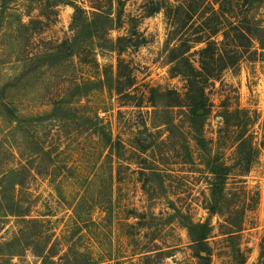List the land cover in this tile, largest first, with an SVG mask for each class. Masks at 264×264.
Masks as SVG:
<instances>
[{"label": "rangeland", "instance_id": "374dc122", "mask_svg": "<svg viewBox=\"0 0 264 264\" xmlns=\"http://www.w3.org/2000/svg\"><path fill=\"white\" fill-rule=\"evenodd\" d=\"M91 1L0 0V192L14 189L18 203L29 208L25 219L44 222L25 226L0 211V264H42L37 254L52 235L62 242L55 250L72 241L102 264H145L143 255L156 264H199L176 211L193 222L210 220L209 264H264V149L260 170L250 178L260 190L258 209L243 232L222 236L220 220L204 210L206 156L228 155L215 143L219 112H256L264 138V59L243 62L206 86L211 115L203 136L212 143L203 147L185 117L166 127L168 118L153 114V104L169 100L162 93L185 90L165 50L164 13L151 12L158 0H111L112 17L121 11L120 26L108 38L129 39L120 54L101 50L96 37L83 41L71 61L57 52L72 34V6L89 12ZM118 59L134 80L128 93L77 95L83 79H96L105 67L115 74ZM95 115L119 142L116 155L94 135ZM35 229L46 235L28 239Z\"/></svg>", "mask_w": 264, "mask_h": 264}, {"label": "trees", "instance_id": "16d2710c", "mask_svg": "<svg viewBox=\"0 0 264 264\" xmlns=\"http://www.w3.org/2000/svg\"><path fill=\"white\" fill-rule=\"evenodd\" d=\"M103 1L105 0H92L90 4L93 6L89 12L72 6V34L56 47L57 52L63 54L66 60L71 61L76 52L85 46L83 41L93 37L104 43L100 46L103 51L120 54L126 47L125 43L129 39L117 38L113 41L108 38V34L120 26L121 11L118 10L112 17L111 0H108L107 8L102 7ZM153 6L151 12L163 11L169 27L165 50L169 53V63H173L171 70L185 83L183 95L173 90L162 93L161 96L169 100L161 105L153 104V114L161 113L168 118L162 124L166 127L177 126L185 117L194 128L195 142L205 147L212 143V140L207 141L203 136V128L211 115L206 86L218 81L224 71L234 69L243 62L254 63L264 59V0H158L153 2ZM125 68L124 61L118 59L115 74L105 67L96 79L76 82L79 83L77 95L85 96L102 89L117 94L128 93L134 80L130 73L125 74ZM2 97L3 93L0 92V100ZM3 108L14 115L7 106ZM219 117L221 122L215 143L220 150L227 151L228 155L226 159L219 154L206 156L209 193L204 210L220 220L219 233L232 238L239 236L248 222L253 221L256 216L260 190L258 184L251 185L250 178L260 170L264 138L258 137L259 116L256 112L243 108L224 109L219 112ZM95 120L94 135L101 140L108 152L116 155L119 142L112 140L102 119L95 115ZM41 153L48 157L50 163L53 162L49 153ZM229 180H232L233 191L229 189ZM14 192V189L10 194L0 192V211L4 216L21 218L25 226H42L44 222L25 219L29 218V208L18 203ZM175 214L187 232L199 264H209V239L214 231L210 220L193 222L179 211ZM44 235L46 233L41 230L27 231L28 239ZM44 239L46 246L37 254L42 259V264H57L53 260L55 257L59 264H102L96 262L91 255L77 250L72 241L65 246V250L58 251L55 248L62 246L61 239L54 235L45 236ZM166 254L165 252L162 256L166 257ZM141 259L147 260L145 264H156L148 261L149 255H143ZM261 260L264 261V249Z\"/></svg>", "mask_w": 264, "mask_h": 264}]
</instances>
